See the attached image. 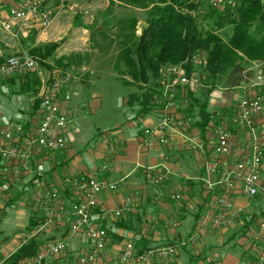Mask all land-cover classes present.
<instances>
[{"label": "crops", "instance_id": "crops-1", "mask_svg": "<svg viewBox=\"0 0 264 264\" xmlns=\"http://www.w3.org/2000/svg\"><path fill=\"white\" fill-rule=\"evenodd\" d=\"M10 1L19 5L28 0ZM44 1L48 7L53 0ZM2 13L6 14L4 10ZM37 30L44 29H33L20 39L10 33L0 31V54L9 56L21 51H29L31 48H25L23 42L31 40L35 35L33 32ZM258 64L261 63L254 61L244 69L248 70V79L243 77L239 85L227 87L222 84L214 88L206 106L210 115L205 128L199 125L200 117L197 114V105H194L193 111L189 115L193 117L192 121L187 118L185 113L188 111L191 98L190 96L188 98L180 96L176 108L175 125L167 135L168 143L161 146L158 139L159 134L155 133L149 138L148 146H145L144 131L147 128L156 127L160 120V113L153 107L151 111L140 112L138 105L132 106L130 107L132 118L128 127L135 128V131L132 130L129 136H125L122 132L110 134L105 138V143H98L92 153L93 156H89L92 158L91 161L75 158V152L71 147L74 139L69 126L68 109L75 88L84 86L78 83L79 80L78 82L72 80L60 92L59 97L60 107L68 118L64 130L67 136V147L56 153L53 159L47 162L48 171L43 177L35 178L31 173H28L17 183L18 187L30 191L43 188H62V177L73 174L104 176L110 181L117 182L119 185L117 191L104 192L98 196L96 208V224L107 231L108 262L116 258L120 246L126 241H131L136 248L160 245L176 246L177 242H181L183 238L187 237L188 239L189 236L198 234L199 239L195 244L199 250L197 249L195 254L198 251V254H201V252L212 248L214 237H218L225 243V239L229 240L240 235L242 237L241 244L244 247L242 255H248L247 264H251L258 247V242L252 241L251 234L257 230L258 220L264 215V196L248 197L240 191L241 185L239 184L233 194L234 204L242 210L239 220L221 229H213L205 217L220 208L223 196L221 187L217 184L218 175L207 172V165L217 160L214 152L215 126L222 124L223 127L231 131L234 136L233 144L236 156L240 158L252 151L255 138L260 135L261 126L264 125V107L262 112L255 117L252 129L235 126L229 119L224 118L235 114L237 103L243 96L254 95L257 92L258 87L253 86L252 82H257V73L262 71L261 67L256 66ZM38 76L41 79L39 72ZM23 80L22 75L0 79V126L5 128L20 126L27 133L34 130L40 122L39 105L35 104V100L39 99L40 101V95L46 90L48 83L41 79L39 91L34 95L20 92ZM84 90L88 92L90 88ZM259 90H262L264 94V85H261ZM124 104L126 105V101ZM111 144L114 145V149L110 155L109 169L102 172L100 167L107 157ZM262 148L264 150V145ZM148 168L166 171L167 177L161 187L149 183L145 172ZM5 170L6 166L0 160V172L4 173ZM261 178L264 179V160L261 166ZM10 186L6 178L0 177V211H5L10 206L6 204L4 192ZM169 193H180L181 199L171 200L168 198ZM24 200H19L20 205L27 207ZM119 209L123 210L121 216L113 217L112 212ZM33 212L35 213V208H33ZM186 217H191L194 221L184 225ZM68 229L67 221L59 219L54 228L44 233L45 237H43L44 235H42L43 238L39 237L43 242L51 237H63L67 240V252L62 256L51 257L50 261L53 264H68L66 257L85 252L90 248V241L83 231L70 235ZM25 231H28V226L25 227ZM229 232L232 233L225 236ZM20 241L14 240L3 248L0 245V255L3 258L10 256L20 247ZM195 244L190 245L195 246ZM181 246L183 251L189 255V259H192L193 254L190 253L192 251L186 245ZM179 256V251L176 248L175 255L153 261L150 264H181ZM237 263V259L225 254L219 264Z\"/></svg>", "mask_w": 264, "mask_h": 264}, {"label": "built area", "instance_id": "built-area-1", "mask_svg": "<svg viewBox=\"0 0 264 264\" xmlns=\"http://www.w3.org/2000/svg\"><path fill=\"white\" fill-rule=\"evenodd\" d=\"M68 1L78 0H60L54 14L47 8L44 0H28L19 5L8 0L0 1V31L20 39L33 29H46L55 21L56 14L62 12ZM220 1L210 0V3L212 6H218ZM203 57L205 53L200 52L193 55L192 60L198 64ZM185 64L186 62H182L164 66L154 81L158 88L153 94L151 105L160 113V120L155 128L145 129V146H148L149 138L155 133L159 134L161 146L168 143L167 135L175 125L179 97L188 98L190 94L194 95L199 91L200 83L197 77L188 74ZM36 66L37 59L28 50L9 56L0 54V79L23 75L33 71ZM256 66L262 68V64ZM242 75L244 79H248V70H244ZM72 80L71 73L58 71L47 82L46 90L40 95L41 119L34 130L26 133L20 126H0V160L6 166L4 173L0 172V177L6 178L8 185L16 184L28 173L35 178L43 177L48 171L47 162L67 147L64 130L68 118L60 107L59 97L60 92ZM256 80L257 82L252 84L258 87L257 92L243 96L237 103L235 114L224 117L235 126L252 129L255 117L263 110L264 94L259 90V87L264 85L262 71L257 73ZM214 134V152L217 160L207 165V172L218 175L217 184L221 187L223 196L220 208L205 219L211 228L221 229L241 218L242 210L233 200L237 185H241L240 191L248 197L264 196V179L261 178L264 125L261 126L260 135L255 138L252 151L240 158L236 156L234 136L229 129L219 124L215 126ZM113 149L114 145L111 144L100 171L106 172L109 169ZM145 172L149 183L157 187L162 186L167 177L166 171L148 168ZM61 185L62 188L36 190L33 204L39 224L37 228L24 234L20 247L34 236L54 228L57 220L64 219L68 223L70 235L83 231L90 241L87 251L66 257L68 264H150L176 254L175 245L136 248L131 241H126L120 246L116 258L108 262L107 231L96 224V208L98 196L104 192L117 191L118 183L104 176L73 174L62 177ZM168 198L178 201L181 194L169 193ZM122 213L123 210H115L112 216L117 218ZM198 239V234H193L185 242L182 241L181 245L195 244ZM251 239L258 242L256 256L251 264H264V215L259 218L257 230L251 234ZM66 252L67 240L63 237H51L44 241L34 255L21 259L17 264H53L51 257L62 256Z\"/></svg>", "mask_w": 264, "mask_h": 264}, {"label": "rangeland", "instance_id": "rangeland-1", "mask_svg": "<svg viewBox=\"0 0 264 264\" xmlns=\"http://www.w3.org/2000/svg\"><path fill=\"white\" fill-rule=\"evenodd\" d=\"M190 1L197 2V0ZM56 3V0H53L47 7L53 14L56 13L58 4ZM206 6L208 8V1L204 2V7ZM146 18V10L118 1H68L62 12L56 14L55 21L51 26L44 30L34 31L35 35L32 36V39L23 42V46L29 49L57 43V48L46 60L51 69L37 62V66L33 70L36 73L39 72L45 83L52 74L61 69L55 66L56 60L64 59L63 64H67V67L61 71L70 72L74 76L73 80L75 81L73 82L79 80L78 83L83 84L84 89L90 88L87 92L81 87H76L71 95L68 111L69 126L74 139L71 147L75 152V158L91 161L92 153L97 148L98 143H105V138L109 137L110 134L122 132L125 136H129L132 130L135 131V128L130 129L128 127L129 122H131L132 111L124 103L129 93L140 90L136 85L124 86L120 82L119 75L114 70V62L120 49L118 36L121 33L120 25L125 29L135 20V34L139 35L145 25ZM210 27L212 24L207 25V28ZM219 32L226 38L223 32L230 33V30L226 28ZM120 68L122 69V67ZM198 69L200 74L198 73L196 77L200 83V88L194 96L197 98L199 96L202 101L211 86L212 80L206 79L200 72L201 68ZM224 77L223 75L220 79ZM128 79L129 77L126 76V80ZM218 85L222 84H215V86ZM191 111L193 108L188 109L185 114L192 121L193 117L189 116ZM138 127L140 128L141 125ZM17 183L4 190L6 204L10 206L5 211H0L2 218H0V245L2 248L14 240L20 241L26 233L25 227L29 224V217L35 215L33 212V208H35L33 195L36 194V191L20 189ZM19 200H24L27 207L20 205ZM185 219L184 225L194 221L191 217ZM231 233H226L225 236H229ZM42 235L44 234L40 233L39 237L46 236L42 237ZM186 240L187 237L182 239L184 242ZM212 241V248L201 252V254H198L199 251L197 254L194 253L198 249L196 244L192 246L187 243L186 247L193 254L192 259H189V255L183 251L181 242L178 241L176 248L179 251L181 264H219L225 254L237 259V264L248 263L249 256L242 255L244 247L241 244L242 237L240 235L229 240L225 239V243L218 237H214Z\"/></svg>", "mask_w": 264, "mask_h": 264}, {"label": "trees", "instance_id": "trees-1", "mask_svg": "<svg viewBox=\"0 0 264 264\" xmlns=\"http://www.w3.org/2000/svg\"><path fill=\"white\" fill-rule=\"evenodd\" d=\"M59 1L56 0L57 3ZM112 1L147 11L145 25L139 35L135 34V20L128 28L120 25L121 33L118 35L120 49L115 57L114 70L124 86L136 85L140 90L128 94L126 105L129 107L138 105L140 112L151 111V100L158 88L154 81L160 70L167 65L186 62L189 75H198L200 67L203 76L212 80L203 101L189 95L191 103L188 109L197 105L199 125L205 128L210 115L206 106L216 83L227 87L239 85L243 80V70L254 61L262 64L264 73V0H221L218 6H212L210 0ZM206 1L208 8L204 7ZM211 24L212 27L207 28ZM226 28L230 33L223 32L224 38L219 31ZM56 48L57 43L47 44L31 48L29 53L37 62L51 69L46 60ZM200 52H204L205 57L196 64L192 57ZM63 60H56L55 66L61 68L59 71L67 67ZM223 75L225 77L220 79ZM22 78L20 92L36 95L41 86L38 73L27 72ZM39 103L36 99L35 104L38 106ZM38 224V218L32 215L28 230H34ZM43 244L38 235L34 236L10 256L3 258L0 255V263L17 264L21 259L34 255Z\"/></svg>", "mask_w": 264, "mask_h": 264}]
</instances>
